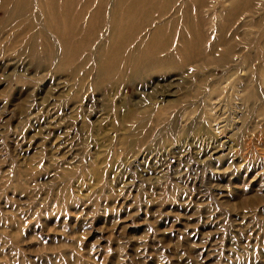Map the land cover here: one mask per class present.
Returning <instances> with one entry per match:
<instances>
[{
	"label": "rangeland",
	"instance_id": "374dc122",
	"mask_svg": "<svg viewBox=\"0 0 264 264\" xmlns=\"http://www.w3.org/2000/svg\"><path fill=\"white\" fill-rule=\"evenodd\" d=\"M63 1L0 0V264H264V0H146L125 34Z\"/></svg>",
	"mask_w": 264,
	"mask_h": 264
},
{
	"label": "bare ground",
	"instance_id": "6f19581e",
	"mask_svg": "<svg viewBox=\"0 0 264 264\" xmlns=\"http://www.w3.org/2000/svg\"><path fill=\"white\" fill-rule=\"evenodd\" d=\"M70 0H64L63 2H62V10L64 11V13L66 14V17H67V15H68V9H67V3H69V4H71L70 2H69ZM88 1V0H87ZM125 1H127V0H117V6H116V8H115V11H114V15H112L113 16V18H114V21H113V25H114V29L115 30H120V31H118L119 32V34L121 33H123L124 32V34H125V29H126V27H127V23H126V19L128 18V13H129V10L131 9V7H133V9L131 10V12H134V11H136L137 10V14L140 12V6H143V5H141L142 3V1H146V0H129L130 1V6H128V7H124L123 5H124V3H125ZM147 1H150V2H152V1H154V0H147ZM169 1V0H168ZM72 2V1H71ZM75 2V1H74ZM73 2V3H74ZM101 2H104V1H101ZM244 2V1H243ZM253 2V1H252ZM77 3V2H76ZM127 3V2H126ZM241 3V2H240ZM54 4H56V5H59V0H45V4L44 5H46V7H48V6H51V5H54ZM246 4V3H245ZM244 3H243V5H245ZM100 5V4H99ZM129 5V4H128ZM169 5V4H168ZM253 5V4H252ZM67 6V7H66ZM160 6V5H159ZM246 6V5H245ZM73 7V6H72ZM83 7H84V5H83ZM163 7H165L164 5H163ZM240 7V6H239ZM242 7V6H241ZM244 7V6H243ZM76 8V7H75ZM104 9V8H103ZM103 9H101L102 11H103ZM114 9V8H113ZM234 9H236V8H234ZM100 10V11H101ZM237 10V9H236ZM243 10V9H242ZM248 10H249V7H248ZM233 11H235V10H233ZM84 12V11H83ZM70 13V12H69ZM101 13V12H100ZM155 13V12H154ZM72 14V13H71ZM81 14H82V12H81ZM162 14V13H161ZM164 14V13H163ZM99 15V14H98ZM89 26H92V25H90L89 24ZM160 30V29H159ZM161 31H159V32H157L155 35H154V40H152L153 42H151L145 49H144V52L143 53H140V54H138L141 58H142V61L143 62H145V61H147V60H149L150 58L149 57H151V54H154L158 49H157V47H158V45H156V40H158L159 39V37H160V33ZM153 35V34H152ZM123 36V35H122ZM71 40V39H70ZM69 41V40H68ZM121 42H122V45L123 44H125V42H124V40H123V37L121 38ZM182 42V41H181ZM71 42L69 41V44L67 45L66 43H65V41L63 40V42H62V47H64V46H72L73 44H70ZM169 44V43H168ZM166 45V44H165ZM188 45H189V43H188V41H183L182 42V47L180 48L181 49V51L182 50H185V51H187L188 50ZM167 46V45H166ZM122 47V46H121ZM67 48V47H66ZM72 48V47H71ZM121 49V48H120ZM120 49H118L117 51H112L111 53H110V55H109V58H112L113 60H115L119 55H120ZM73 52L74 51H72L71 52V54H70V56L73 54ZM158 52V51H157ZM188 52V51H187ZM159 55V54H158ZM141 69H143V68H145V64L142 66V67H140Z\"/></svg>",
	"mask_w": 264,
	"mask_h": 264
}]
</instances>
